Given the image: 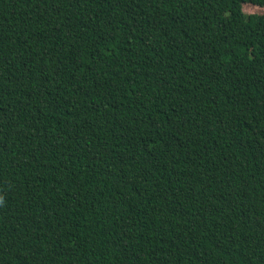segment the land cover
I'll return each instance as SVG.
<instances>
[{"label":"trees","instance_id":"obj_1","mask_svg":"<svg viewBox=\"0 0 264 264\" xmlns=\"http://www.w3.org/2000/svg\"><path fill=\"white\" fill-rule=\"evenodd\" d=\"M264 0H0V264H264Z\"/></svg>","mask_w":264,"mask_h":264},{"label":"rangeland","instance_id":"obj_2","mask_svg":"<svg viewBox=\"0 0 264 264\" xmlns=\"http://www.w3.org/2000/svg\"><path fill=\"white\" fill-rule=\"evenodd\" d=\"M254 7L245 4L242 6V9L246 15H251V14L264 15V8H254Z\"/></svg>","mask_w":264,"mask_h":264}]
</instances>
